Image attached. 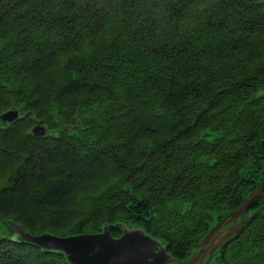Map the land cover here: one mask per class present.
Listing matches in <instances>:
<instances>
[{
    "label": "trees",
    "instance_id": "trees-1",
    "mask_svg": "<svg viewBox=\"0 0 264 264\" xmlns=\"http://www.w3.org/2000/svg\"><path fill=\"white\" fill-rule=\"evenodd\" d=\"M12 109L6 226L124 223L183 261L264 181V0H0V117ZM251 216L208 264H264V192ZM0 264L65 262L7 234Z\"/></svg>",
    "mask_w": 264,
    "mask_h": 264
},
{
    "label": "water",
    "instance_id": "water-1",
    "mask_svg": "<svg viewBox=\"0 0 264 264\" xmlns=\"http://www.w3.org/2000/svg\"><path fill=\"white\" fill-rule=\"evenodd\" d=\"M18 118V111L10 110L2 114L0 120L12 124ZM33 128L34 137H45L46 130L42 125ZM263 190L264 183L245 197L236 211L211 228L183 261L171 257L166 247L142 228L128 227L124 223L105 225L97 234L59 237L50 233L32 235L21 226L11 223L7 227L0 220V236L8 234L11 243L33 247L43 254L60 255L65 264H208L214 254L220 253L253 219L254 216H242L261 197ZM113 231L120 236L113 237Z\"/></svg>",
    "mask_w": 264,
    "mask_h": 264
},
{
    "label": "rangeland",
    "instance_id": "rangeland-1",
    "mask_svg": "<svg viewBox=\"0 0 264 264\" xmlns=\"http://www.w3.org/2000/svg\"><path fill=\"white\" fill-rule=\"evenodd\" d=\"M263 183H264V181L261 183V185H263ZM260 185V186H261ZM263 192H264V190H263ZM216 219H217V217L215 216V218H214V221L213 222H215L216 221ZM41 235V234H40Z\"/></svg>",
    "mask_w": 264,
    "mask_h": 264
},
{
    "label": "bare ground",
    "instance_id": "bare-ground-1",
    "mask_svg": "<svg viewBox=\"0 0 264 264\" xmlns=\"http://www.w3.org/2000/svg\"><path fill=\"white\" fill-rule=\"evenodd\" d=\"M13 110V109H12ZM10 111V110H9ZM8 112V111H7ZM6 113V112H5ZM4 114V113H3ZM34 128H32V130H33ZM32 130H31V133H32Z\"/></svg>",
    "mask_w": 264,
    "mask_h": 264
}]
</instances>
